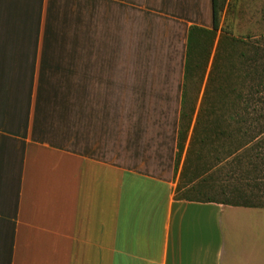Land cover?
Here are the masks:
<instances>
[{
  "label": "crops",
  "instance_id": "obj_1",
  "mask_svg": "<svg viewBox=\"0 0 264 264\" xmlns=\"http://www.w3.org/2000/svg\"><path fill=\"white\" fill-rule=\"evenodd\" d=\"M194 25L213 0H0V264H264V207L176 196Z\"/></svg>",
  "mask_w": 264,
  "mask_h": 264
},
{
  "label": "trees",
  "instance_id": "obj_2",
  "mask_svg": "<svg viewBox=\"0 0 264 264\" xmlns=\"http://www.w3.org/2000/svg\"><path fill=\"white\" fill-rule=\"evenodd\" d=\"M222 7L220 0H213L212 28L194 25L189 30L186 79L201 57L205 70L216 39L217 43L181 172L190 186L178 183L176 196L264 207V33L218 35ZM188 117L183 111L176 169L188 137ZM222 180L228 183L216 190L217 195L202 190L210 181L214 186Z\"/></svg>",
  "mask_w": 264,
  "mask_h": 264
},
{
  "label": "rangeland",
  "instance_id": "obj_3",
  "mask_svg": "<svg viewBox=\"0 0 264 264\" xmlns=\"http://www.w3.org/2000/svg\"><path fill=\"white\" fill-rule=\"evenodd\" d=\"M223 3L222 10L220 12V30L218 35L221 33L233 35L236 37H246L247 35H252L253 37H259L264 33V0H220ZM217 39L211 49L210 58L205 70L203 69V63L201 60V65L199 60L196 67L193 68L190 75L186 79L185 83V110L184 113L188 114V118L184 120L185 125H189V130L194 125L196 116L200 111V107L203 105L202 98L205 93L206 84L208 81V73L211 68L213 56L216 49ZM192 120L190 123L189 121ZM190 134V131H188ZM186 143V142H185ZM184 143V146H185ZM183 152L178 163V171L182 172L183 166ZM181 185L187 184L188 177L178 178V183ZM208 187H202L203 191H206L209 195H217L216 190L225 187L228 183L226 180L215 181L213 186L212 181H210ZM218 185V187L216 186ZM190 185L187 184V187ZM220 186V187H219ZM177 187V186H176ZM186 188V187H185ZM184 188V189H185ZM182 191H185V190ZM187 189V188H186ZM181 191V193H182ZM180 193V195H181ZM215 193V194H214ZM264 195V190H262ZM220 194V193H219ZM217 199L221 197L214 196Z\"/></svg>",
  "mask_w": 264,
  "mask_h": 264
}]
</instances>
